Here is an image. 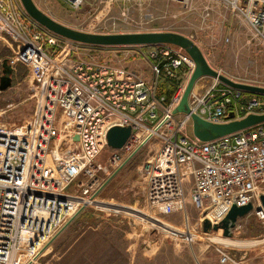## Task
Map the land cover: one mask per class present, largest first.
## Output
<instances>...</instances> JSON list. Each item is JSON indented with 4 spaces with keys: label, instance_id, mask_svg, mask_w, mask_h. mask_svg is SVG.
Wrapping results in <instances>:
<instances>
[{
    "label": "built area",
    "instance_id": "built-area-1",
    "mask_svg": "<svg viewBox=\"0 0 264 264\" xmlns=\"http://www.w3.org/2000/svg\"><path fill=\"white\" fill-rule=\"evenodd\" d=\"M60 1L76 10L86 0ZM210 1L238 14L264 47V0ZM0 40L14 44L9 63L12 68L16 63L26 66L39 98L36 116L19 128L0 123V264H32L88 206L104 210L105 202L119 215L126 214L121 207L137 212L100 194L110 177L152 141L158 148L140 168L147 212L155 217L181 213L187 230L197 236L205 217L217 223L232 205L251 203L250 214L264 223L258 202L264 188V122L209 142L187 134L191 115L216 125L263 115L264 95L213 79L201 93L192 90L188 114L174 115L194 70L188 55L167 45L147 52L132 47L140 48L135 50L150 63L148 80L124 67L57 56L56 48L71 41L33 21L20 0H0ZM161 76L180 80L166 105L157 95ZM114 126L131 128L119 150L106 145V133ZM104 151L107 156L99 161ZM187 201L199 216L192 225L186 218ZM219 257L221 264L231 261L223 251Z\"/></svg>",
    "mask_w": 264,
    "mask_h": 264
},
{
    "label": "rangeland",
    "instance_id": "rangeland-1",
    "mask_svg": "<svg viewBox=\"0 0 264 264\" xmlns=\"http://www.w3.org/2000/svg\"><path fill=\"white\" fill-rule=\"evenodd\" d=\"M32 1L55 22L85 33L183 35L197 45L209 66L221 75L237 83L264 85V47L238 14L213 1L190 0L184 5L172 0H86L76 10L60 0ZM60 47L57 56L66 54L83 62L124 67L140 73L145 80L151 76L150 63L135 50L140 48L95 50L72 42ZM14 49L9 40H0V73L2 60L13 56ZM18 64L22 65V71L17 69ZM25 68L21 63L14 64L11 87L0 93V123L11 128H19L33 119L39 108L37 91ZM212 80L199 79L193 90L201 93ZM187 134L191 136L190 127ZM157 148L156 141L140 148L110 177L100 195L101 199L137 212L119 215L109 211L112 204L105 202L104 210L88 206L76 216L78 221L73 220L32 264H221L219 251L227 253L231 260L224 264H264V223L252 214L238 219L231 236L224 237L221 229L201 234L199 224L200 236L192 234L181 213L155 217L147 212L140 168ZM106 156L104 151L99 161ZM258 195H264V188ZM186 218L191 225L199 221L198 212L188 201ZM120 234L122 239L118 238ZM115 249H119L118 254Z\"/></svg>",
    "mask_w": 264,
    "mask_h": 264
},
{
    "label": "water",
    "instance_id": "water-1",
    "mask_svg": "<svg viewBox=\"0 0 264 264\" xmlns=\"http://www.w3.org/2000/svg\"><path fill=\"white\" fill-rule=\"evenodd\" d=\"M181 1V0H178ZM28 16L40 26L44 27L54 35L82 45L99 47H134V46H154L171 45L182 50L194 63V70L185 86L178 106L172 111L174 115L188 114V97L195 83L204 77L216 79L222 84L240 90L245 93L264 95V88L248 86L234 82L225 76L213 70L207 63L201 50L195 43L177 33L159 32V33H124V34H92L67 28L55 22L43 12H41L32 0H20ZM13 69L9 59H3L1 62L0 73V93L6 91L12 84ZM264 122L263 115H249L242 120L232 121L226 124H210L203 121L195 115H191V133L192 136L200 142H209L214 139L225 137L241 130L253 127ZM131 133L129 126H114L108 129L106 133V145L113 150H119L123 147ZM77 138H75L76 140ZM129 160V159H128ZM124 163V165L128 162ZM261 209L264 211V195L258 196ZM253 210L251 203L237 207L232 205L227 214L217 223H212L205 217L202 221L201 230L203 233L209 231L222 230L224 237H230L231 231L235 228L237 220L249 215ZM75 218V217H74ZM73 218V219H74ZM73 219L60 231V233L73 221ZM59 233V234H60ZM53 241V240H52ZM51 241V242H52ZM50 242V243H51ZM48 246V245H47ZM46 246V247H47Z\"/></svg>",
    "mask_w": 264,
    "mask_h": 264
},
{
    "label": "trees",
    "instance_id": "trees-1",
    "mask_svg": "<svg viewBox=\"0 0 264 264\" xmlns=\"http://www.w3.org/2000/svg\"><path fill=\"white\" fill-rule=\"evenodd\" d=\"M82 46L89 47V48H92V49H95V50L113 49V47H99V46H89V45H82ZM154 47H156V46H144L143 49L149 51V50L153 49ZM48 50H49V48H48ZM56 51H60V48H56ZM17 69L22 71V70H23L22 65L18 64ZM25 69H26V68H25ZM25 71H26V70H25ZM178 82H180V80H177V81H171V80H169V79H167V78H165V77H162V76L158 79V82H157V95H158L159 97H163V100H164V104H165V105L169 103L171 97L173 96V94H174V92H175V90H176V84H177ZM100 195H101V194H100ZM100 197H101V196H100ZM82 212H83V211H81V212L79 213V215H81ZM79 215H77V217H78ZM77 217L74 218L75 221H78V218H77ZM78 224H79V223H78ZM118 238H119V239H122V238H123V235L120 234V236H119ZM116 240H117V239H116ZM117 241H118V240H117ZM121 242H122V245L124 246L125 243L123 242V240H122ZM115 250H116V252H117V254H118L119 249H118V250L115 249ZM122 255H123V254H122ZM123 259H124V258H123ZM125 261H126V260H125Z\"/></svg>",
    "mask_w": 264,
    "mask_h": 264
},
{
    "label": "bare ground",
    "instance_id": "bare-ground-1",
    "mask_svg": "<svg viewBox=\"0 0 264 264\" xmlns=\"http://www.w3.org/2000/svg\"><path fill=\"white\" fill-rule=\"evenodd\" d=\"M114 205V207L116 206L115 204H113ZM112 206V205H111ZM122 208V207H121ZM123 210L122 211H131V209H125V208H122ZM222 244H223V242H222Z\"/></svg>",
    "mask_w": 264,
    "mask_h": 264
},
{
    "label": "crops",
    "instance_id": "crops-1",
    "mask_svg": "<svg viewBox=\"0 0 264 264\" xmlns=\"http://www.w3.org/2000/svg\"><path fill=\"white\" fill-rule=\"evenodd\" d=\"M206 59V58H205ZM206 61H207V59H206ZM207 63H208V61H207ZM209 64V63H208ZM59 117H60V115H59ZM187 193V192H186ZM188 194V193H187Z\"/></svg>",
    "mask_w": 264,
    "mask_h": 264
}]
</instances>
